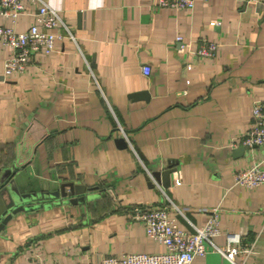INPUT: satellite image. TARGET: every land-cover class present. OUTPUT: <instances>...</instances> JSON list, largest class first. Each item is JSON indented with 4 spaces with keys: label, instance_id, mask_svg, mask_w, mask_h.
Masks as SVG:
<instances>
[{
    "label": "crops",
    "instance_id": "crops-1",
    "mask_svg": "<svg viewBox=\"0 0 264 264\" xmlns=\"http://www.w3.org/2000/svg\"><path fill=\"white\" fill-rule=\"evenodd\" d=\"M47 2L75 39H58L50 54L0 80V174L11 170L20 194L73 182L90 197H47L18 212L0 235V264H94L163 251L131 215L171 201L187 230L218 207L214 243L226 246L233 234L238 264H264V183L234 184L237 171L264 168V147L242 142L264 98V0H196L190 9L155 0ZM30 8L17 30L34 21ZM0 23L13 24L1 14ZM203 40L219 44L214 57L194 53ZM10 55L0 41V74ZM166 168L176 170L163 187L151 173ZM192 264L232 263L210 246Z\"/></svg>",
    "mask_w": 264,
    "mask_h": 264
},
{
    "label": "built area",
    "instance_id": "built-area-1",
    "mask_svg": "<svg viewBox=\"0 0 264 264\" xmlns=\"http://www.w3.org/2000/svg\"><path fill=\"white\" fill-rule=\"evenodd\" d=\"M155 2L161 7L190 9L194 7L196 0H155ZM30 5L36 6L37 9L34 21L26 30H17L15 24L18 18L31 11ZM0 14L13 23L11 25L0 23V41L11 50V55L4 62L3 73L0 74L1 81L23 73L35 54H50L55 49L58 39L65 36L75 39L68 24L47 0H0ZM176 40L181 41L182 37L177 36ZM218 48L217 42L203 40L194 53L201 59L212 58ZM143 71L145 74H150V66L144 65ZM252 118V126L243 136L242 142L246 146L264 147V98L254 103ZM121 130L122 136L128 139L126 132ZM263 183L264 168L260 163H254L234 175L235 185L255 188ZM173 209L182 213V210L171 201L170 205L136 209L131 215L132 219L143 222L147 235L162 244L165 247L163 251L128 252L120 256L103 255L98 257L94 264H192L195 257L204 256L210 246L213 250L222 253L232 264H238L234 257L241 250L231 243L236 239L233 234H228L229 242L226 246H219L213 241V237L221 233L218 207L210 211L203 224L191 223V230L179 224L172 214ZM245 251L250 250L245 249Z\"/></svg>",
    "mask_w": 264,
    "mask_h": 264
},
{
    "label": "water",
    "instance_id": "water-1",
    "mask_svg": "<svg viewBox=\"0 0 264 264\" xmlns=\"http://www.w3.org/2000/svg\"><path fill=\"white\" fill-rule=\"evenodd\" d=\"M143 95L146 96V92H143ZM134 96H137V94ZM119 143L124 146L126 145L124 138H119ZM175 170V168L154 170L152 175L163 187H168L171 184V174ZM11 174V170L6 172L7 178H5V174L2 176L0 174V235L9 220L18 212L44 205L41 203V200H44V198H57L66 203H80L90 197L85 194L87 191H91L90 188H86L85 185L74 184L73 182H63L59 186V189L54 192H44L43 194L32 193L29 195L20 194L12 187Z\"/></svg>",
    "mask_w": 264,
    "mask_h": 264
}]
</instances>
